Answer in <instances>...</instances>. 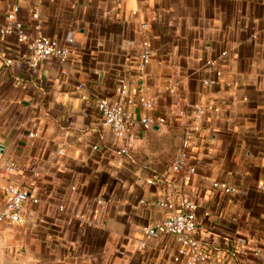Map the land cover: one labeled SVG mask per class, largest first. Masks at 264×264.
Wrapping results in <instances>:
<instances>
[{
	"label": "crops",
	"instance_id": "obj_1",
	"mask_svg": "<svg viewBox=\"0 0 264 264\" xmlns=\"http://www.w3.org/2000/svg\"><path fill=\"white\" fill-rule=\"evenodd\" d=\"M14 5L0 0V27ZM19 6L17 21L32 36L38 9L41 33L67 45L70 56L32 70L27 44L0 32V211L9 184L30 197L24 225L0 224V264H185L175 261L172 236L143 234L179 211L181 195L199 216L210 212L198 236L212 262L264 264L258 188L264 185V0H20ZM144 40L156 53L141 82ZM211 60L216 68L207 66ZM121 85L133 121L128 154L120 153L124 143L103 127L97 108L101 99L118 101ZM209 101L217 111L202 117L188 150L198 174L186 182L171 166L195 107ZM146 117L166 121L147 131ZM214 182L236 192L216 191ZM166 197L173 210L158 205Z\"/></svg>",
	"mask_w": 264,
	"mask_h": 264
},
{
	"label": "built area",
	"instance_id": "obj_2",
	"mask_svg": "<svg viewBox=\"0 0 264 264\" xmlns=\"http://www.w3.org/2000/svg\"><path fill=\"white\" fill-rule=\"evenodd\" d=\"M150 1V0H147ZM20 0H15L14 8L7 14V23L0 27V32L3 35L15 34L19 44H27L30 50L29 68L37 69L43 62L50 58L66 62L70 56V49L67 45L60 44L57 40L44 36L41 33L40 11L34 10L32 18L36 22L35 34L32 36L24 26L17 21V16L20 13ZM136 14V13H134ZM143 30L148 29L147 24L142 25ZM74 41L70 39L69 44ZM155 49L149 40H144L141 44V54L138 65V78L141 82L144 81L148 67L155 56ZM13 61L7 60V65H11ZM215 61H208L207 66L216 68ZM220 75V72H217ZM205 85L212 86L214 81H205ZM120 99L116 102H111L107 99H101L97 108L100 112L104 128L110 129L118 140L124 143V148L120 150L121 154H128L127 140L129 139L130 130L133 126V121L128 116L125 109L124 98L127 96V88L121 85L117 89ZM140 103L150 110L153 104L145 98L140 99ZM194 124L187 127L183 133L181 150L174 159L171 169L176 173H183L186 182H191L197 176V167L189 163V148L193 138L201 131V120L206 111H217L213 101H209L207 108L195 107ZM179 115L185 117V111L180 109ZM164 118L146 117L142 120V127L145 130H150L156 125L164 124ZM34 135L31 134V137ZM9 172L15 171V165L11 164L8 167ZM148 181V184H152ZM212 188L216 191H222L226 195H231L236 192V189L222 182H214ZM259 190L264 194V185L258 186ZM5 195V207L0 211V224L11 226H22L25 223L23 212L25 205L29 200V194L25 189L14 184H9L3 188ZM37 203L36 200H34ZM102 204V202H99ZM162 208L173 210L174 202L166 197L158 203ZM210 217V212L205 211L202 215H198L196 204L187 196L179 197V211L174 213L169 219L158 222L153 226H148L143 229V234L147 239H157L163 236H172L178 244V254L175 257L176 262L184 261L185 264H216L211 260L210 251L206 250L199 239V233L204 228L205 220ZM143 247V246H142Z\"/></svg>",
	"mask_w": 264,
	"mask_h": 264
}]
</instances>
